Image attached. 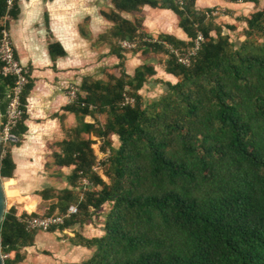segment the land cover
<instances>
[{
    "label": "trees",
    "instance_id": "16d2710c",
    "mask_svg": "<svg viewBox=\"0 0 264 264\" xmlns=\"http://www.w3.org/2000/svg\"><path fill=\"white\" fill-rule=\"evenodd\" d=\"M145 6L172 11L188 40L147 35L139 16ZM18 15L17 0L10 7L0 0V40ZM102 15L112 27L98 40L119 62L113 72L105 70L106 80L84 78L77 99L63 108L78 118L53 153L55 167L71 168L67 175L57 173L66 187L37 192L20 211L6 203L0 254L13 257L3 264L21 263V250L34 243L36 232H27L20 218L65 214L72 204L77 213L47 232L94 224L103 206H110L101 236L75 234L74 242L92 251L81 264H264V8L244 18L239 43L223 32L233 28L217 24L211 9L197 10L195 0H112ZM199 33L197 54L189 66L181 65L167 47L186 52ZM135 40L131 50L119 44ZM48 50L53 59L65 55L57 43ZM130 53L166 56L164 72L175 83L164 82L161 96L144 101L140 90L156 72L143 64L127 75ZM13 85V77L0 73L1 122ZM30 90L28 79L20 97L23 114L1 149L0 179L14 178L11 149L27 131ZM126 97L133 105H122ZM96 115L105 117L103 124ZM90 135L104 139L100 150L109 155L99 165L108 182L93 170ZM81 179L90 185L80 186ZM36 200L49 202L45 214H37Z\"/></svg>",
    "mask_w": 264,
    "mask_h": 264
},
{
    "label": "crops",
    "instance_id": "0c3cea01",
    "mask_svg": "<svg viewBox=\"0 0 264 264\" xmlns=\"http://www.w3.org/2000/svg\"><path fill=\"white\" fill-rule=\"evenodd\" d=\"M68 1L17 0L19 15L16 20H10L8 26L17 59L22 66L28 68V79L31 81V90L26 98L27 118L24 122L27 131L22 135L19 146L11 149L15 163L14 178L7 180L4 185L7 203L17 209L23 208L35 196L27 194L34 189V184L28 178L40 167L44 170L49 168L47 161L53 159V153L58 151L56 144L65 138L66 130L76 127L78 123L75 114L63 111L70 104L67 98L68 86L74 85L79 90L84 78L101 79L104 69L119 62L109 54L110 47L98 40L99 36L112 27V23L102 15V12L112 9V0H86V4L77 12L59 7ZM259 1L254 4L241 0H195V8L221 9L222 13L215 18L216 23L234 29L228 31L223 28L224 33H237L242 32L246 26L244 18L263 8ZM75 14L81 15L80 21L75 25L61 19ZM122 16L132 18L126 14ZM139 16L143 20L144 32L154 39L160 34H166L182 41L188 40L170 10L145 6ZM55 43L60 45L65 55L53 59L48 48ZM99 45L103 46V50L96 53ZM83 54L89 57L90 67H81L84 63ZM125 58L124 70L129 76L143 64L152 65L155 69L156 74L140 90L144 101L148 97L158 98V94L164 92V82L176 81L164 72L166 56L146 59L140 53H130ZM87 118L93 122L90 117ZM51 145L55 146L53 151L50 149ZM61 169H69L71 172V168ZM36 202L35 208L38 209L41 202ZM102 220L99 216L94 224H75L53 232L37 231L34 243L21 250L23 260L19 264H81L91 256L92 251L77 245L74 236L77 233L85 238L101 236Z\"/></svg>",
    "mask_w": 264,
    "mask_h": 264
},
{
    "label": "built area",
    "instance_id": "2783aa9c",
    "mask_svg": "<svg viewBox=\"0 0 264 264\" xmlns=\"http://www.w3.org/2000/svg\"><path fill=\"white\" fill-rule=\"evenodd\" d=\"M13 0H7V6L10 7L12 5ZM179 5H182L187 0H176ZM222 11L220 9H213L211 12L212 16L220 15ZM203 42V37L199 33L197 37L193 41V46L190 47L186 52L179 53L175 50H172L171 47H167L172 53L177 56V61L183 66H189L192 59L197 54L201 44ZM123 49L131 50L136 47L138 44V40L133 42L122 41L119 43ZM0 63L1 67V75L2 77H13L14 85L8 94V103L6 106V112L4 115L3 122L0 121V137L2 139V143H6L11 138V131L16 125V123L21 119L23 111L20 107V97L28 83V68L22 66L20 62L14 56V50L12 48L10 42V36L7 31H2V38L0 40ZM79 90L74 85H69L67 89V98L69 103L74 102L77 99V94ZM134 101L131 98L126 97L123 100L122 105H133ZM2 119V117H1ZM109 153H101L97 156V165L94 166L93 170L99 172L100 174V162H103L108 157ZM79 185L89 186V182L85 179H81L79 181ZM77 213L76 206H69L65 212V214H54L49 217H31V218H23L19 219V222L24 224L25 230L27 232H37L44 231L47 232L52 228H57L64 224V221L70 216ZM9 254L1 255L2 260L5 258H9Z\"/></svg>",
    "mask_w": 264,
    "mask_h": 264
},
{
    "label": "rangeland",
    "instance_id": "374dc122",
    "mask_svg": "<svg viewBox=\"0 0 264 264\" xmlns=\"http://www.w3.org/2000/svg\"><path fill=\"white\" fill-rule=\"evenodd\" d=\"M86 0H69L68 2H66V3H62V5H60L59 7L61 8V9H63V10H70V11H78L79 9H81L85 4H86ZM260 2V5H261V7H263L264 8V0H260L259 1ZM58 7V8H59ZM262 8V9H263ZM213 9H215V8H212L211 9V12H212V10ZM217 9H219V8H217ZM221 10V9H220ZM106 11H108V10H106ZM222 11V10H221ZM81 16V15H80ZM80 16H77V14H75V15H73V16H65L64 18H61V19H63L65 22H67V23H69V24H76V22H78V20L80 21ZM212 16V15H211ZM214 18H218V15H216V16H213ZM85 25V27H86V25H87V23H85L84 24ZM242 26V25H241ZM240 27V26H239ZM229 34V40L231 41V42H234V43H239V42H241L242 40H243V37H241V35H242V32L241 31H238L237 33H233V32H230V33H228ZM158 37V36H157ZM156 37V38H157ZM240 37V38H239ZM239 38V39H238ZM10 42H11V45H12V41H11V38H10ZM12 48H13V45H12ZM14 50V49H13ZM101 50H103V46L102 45H99L98 47H97V50H96V53H99V52H101ZM14 53H15V51H14ZM84 55V54H83ZM82 55V56H83ZM18 60V59H17ZM82 60H84V63H82V65H81V67H85V66H87V67H90L91 66V64L89 65V63H91L90 62V60H89V57L87 56V55H84L83 57H82ZM114 68V66H110V67H108V68H106V69H104L103 71H102V75H101V79L102 80H106L107 79V74H110V72H108V71H112L113 72V69ZM105 70H108L107 71V73L105 72ZM117 71V70H116ZM164 93V92H163ZM162 92H160L159 94H158V96H161L162 94H163ZM147 100H152L150 97H148L147 98ZM96 117H97V119L100 121V123L101 124H103L104 123V121H105V117L104 116H98V115H96ZM88 121V123H91L90 121H89V118H86V122ZM93 121V120H92ZM90 139L94 142L93 144H92V149H93V151H94V153L96 154V156H99L102 152H101V147L104 145V139H102V138H96L95 136H93V135H90ZM111 139H112V141H113V144L115 145V143H116V141H117V139H116V137H111ZM3 145H6V144H1V146H3ZM116 146V145H115ZM51 148V151H53L54 150V148H55V146H50ZM9 147H7L6 149H8ZM2 149V148H1ZM52 160L53 159H50L49 161H47V163L49 164V168L48 169H46L45 168V170L44 169H42L41 167L40 168H38V169H36V173L34 174V175H32L30 178H28V180H30L31 179V183L32 184H34L33 185V192L32 191H30V192H28L27 194H30V195H35L37 192H40V191H42L43 190V188L44 189H46V188H48V189H52V190H54V191H60L61 189H63V188H65L66 187V184H65V182H63V180H61L59 177H57V173L58 172H61L63 175H67V174H69L70 173V170L69 169H66V170H62V169H60V168H58V167H54L53 166V164H52ZM43 162H45V161H43ZM43 162H42V165H43ZM38 170H40V171H38ZM100 175H101V177L103 178V180L104 181H106V182H108V180L104 177V175H103V166L100 168ZM26 178H27V176H26ZM1 182H2V184H6V182H7V180H5V179H1ZM68 187V186H67ZM75 192H80V190L79 189H76L75 190ZM79 195V197H80V199H81V194H78ZM33 198H35V196H32ZM48 204H49V202H46V203H42L41 202V204H40V206H39V208L37 209V214H39V215H43V214H45V212L47 211V208H48ZM73 206H76L75 204H72ZM71 206V205H70ZM9 207V205H5V210H6V208H8ZM17 209V208H16ZM109 209H110V206L109 205H104L103 206V208H102V210L100 211V213H98V216H97V219H98V217L99 216H101L102 218H103V220L105 219L104 217H105V214L109 211ZM18 210V209H17ZM21 209L19 208V211H20ZM59 212H58V210H55V212L53 213V214H58ZM60 214V213H59ZM94 219H96V218H94ZM98 224V223H97ZM95 226V225H94ZM96 228H97V226H95ZM1 255V254H0Z\"/></svg>",
    "mask_w": 264,
    "mask_h": 264
},
{
    "label": "water",
    "instance_id": "95a60500",
    "mask_svg": "<svg viewBox=\"0 0 264 264\" xmlns=\"http://www.w3.org/2000/svg\"><path fill=\"white\" fill-rule=\"evenodd\" d=\"M0 121H1V114H0ZM1 144H2V139L0 137V159H1V148H2ZM5 205H6V199H5L3 184H2L1 179H0V224L3 220V215L5 212ZM0 264H3V260L1 258V255H0Z\"/></svg>",
    "mask_w": 264,
    "mask_h": 264
},
{
    "label": "bare ground",
    "instance_id": "6f19581e",
    "mask_svg": "<svg viewBox=\"0 0 264 264\" xmlns=\"http://www.w3.org/2000/svg\"><path fill=\"white\" fill-rule=\"evenodd\" d=\"M5 187H4V184H3V189H4ZM6 203H7V198H6Z\"/></svg>",
    "mask_w": 264,
    "mask_h": 264
}]
</instances>
